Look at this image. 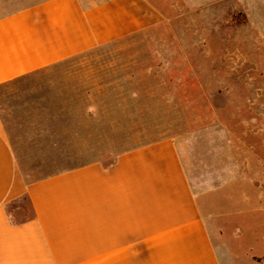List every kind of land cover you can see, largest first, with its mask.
Wrapping results in <instances>:
<instances>
[{"label":"crops","instance_id":"crops-1","mask_svg":"<svg viewBox=\"0 0 264 264\" xmlns=\"http://www.w3.org/2000/svg\"><path fill=\"white\" fill-rule=\"evenodd\" d=\"M158 1L0 0V264H233L219 205L255 178L264 216L263 138L228 128V170L208 183L173 138L105 163V84L81 56L163 24ZM233 1L264 32V0ZM23 198L31 215L13 217Z\"/></svg>","mask_w":264,"mask_h":264},{"label":"rangeland","instance_id":"rangeland-1","mask_svg":"<svg viewBox=\"0 0 264 264\" xmlns=\"http://www.w3.org/2000/svg\"><path fill=\"white\" fill-rule=\"evenodd\" d=\"M158 3L167 11L163 24L81 56L83 71L105 84L106 129L113 123L105 163L118 151L173 138L185 145L193 169L209 172L208 183L228 170V128L250 145L264 140V32L233 0L200 9L185 0ZM252 179L237 207L219 205L233 264L264 258V216L257 217L259 184ZM10 215H31L25 198Z\"/></svg>","mask_w":264,"mask_h":264}]
</instances>
